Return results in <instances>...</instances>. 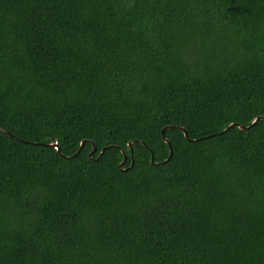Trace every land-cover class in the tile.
Segmentation results:
<instances>
[{"label":"trees","instance_id":"16d2710c","mask_svg":"<svg viewBox=\"0 0 264 264\" xmlns=\"http://www.w3.org/2000/svg\"><path fill=\"white\" fill-rule=\"evenodd\" d=\"M258 116L264 0H0V264H264Z\"/></svg>","mask_w":264,"mask_h":264},{"label":"water","instance_id":"95a60500","mask_svg":"<svg viewBox=\"0 0 264 264\" xmlns=\"http://www.w3.org/2000/svg\"><path fill=\"white\" fill-rule=\"evenodd\" d=\"M260 119H264V116H258V117H256V118L252 121L251 125H255L256 123H258V121H259ZM235 126H238V127L242 128V129H246V128L249 127V126L244 125V124H242V123H235V122H233V123H231L228 127H226L223 131L226 132V131H228L230 128H233V127H235ZM169 127H171V126H166V127H164V128L162 129V133L164 134L166 128H169ZM175 127H177V126H175ZM181 129L184 130L186 136L189 137V134H188L187 130H186L185 128H183V127H181ZM164 138H165V140H166L167 142H169L168 138H167L165 135H164ZM195 140H196V139H195ZM133 142H135V141H131V142H130V146H131V148H132V145H131V144H132ZM84 143H85V141H82L81 146H83ZM49 145L54 146V147H56L57 149L60 150V147H59V144H58L57 141H55V142H53V143H50ZM103 152H104V149H103ZM168 160H169V158H167L166 160H164V162H167ZM132 161H133V157H132ZM151 161H154V152H153V151H152Z\"/></svg>","mask_w":264,"mask_h":264}]
</instances>
